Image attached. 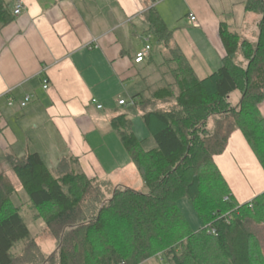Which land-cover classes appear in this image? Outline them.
Masks as SVG:
<instances>
[{
  "label": "trees",
  "instance_id": "1",
  "mask_svg": "<svg viewBox=\"0 0 264 264\" xmlns=\"http://www.w3.org/2000/svg\"><path fill=\"white\" fill-rule=\"evenodd\" d=\"M246 9L261 15L256 42L221 25L227 54L204 78L173 44L174 31L157 8L142 14L145 35H155L169 53L158 66L160 84L132 97L156 146L144 148L126 112L113 116L111 126L146 192L118 185L107 198L104 187L111 182L76 169V157L50 168L33 147L22 156L6 154V168L45 220L43 234L58 243L59 264H143L159 254L171 264H264V191L237 202L215 162L239 129L264 168V0H248ZM14 18L0 0V23ZM16 194L1 167L0 264H30L32 252L44 258L42 264H58L55 255L45 257L14 204ZM184 198L201 220L198 230L179 206Z\"/></svg>",
  "mask_w": 264,
  "mask_h": 264
},
{
  "label": "crops",
  "instance_id": "2",
  "mask_svg": "<svg viewBox=\"0 0 264 264\" xmlns=\"http://www.w3.org/2000/svg\"><path fill=\"white\" fill-rule=\"evenodd\" d=\"M247 1L6 0L12 11L19 2L23 9L11 23H0V168L7 153L22 156L33 147L46 163L47 155L56 157L50 168L73 156L78 159L75 168L88 177L121 184L119 175L133 163L111 126L113 116L108 122L101 114L109 93L123 90L126 81H144L145 89L136 95L148 93V85L155 89L160 79L158 66L164 58L156 62L151 39L164 44L155 35L150 58L135 62L148 27L142 14L157 8L174 31L173 44L204 78L227 54L221 25L247 38L250 32L258 37L260 18L247 11ZM44 77L50 80L49 89L43 87ZM27 95L31 100L22 107ZM120 99L118 106L128 104L120 105ZM260 110L264 115V102ZM62 152L67 153L60 156ZM215 162L237 202L251 201L264 191V168L241 130L231 134Z\"/></svg>",
  "mask_w": 264,
  "mask_h": 264
},
{
  "label": "rangeland",
  "instance_id": "3",
  "mask_svg": "<svg viewBox=\"0 0 264 264\" xmlns=\"http://www.w3.org/2000/svg\"><path fill=\"white\" fill-rule=\"evenodd\" d=\"M182 12L181 17L185 18V12L183 9H181ZM254 15H257L258 19L261 17L260 14L254 13ZM143 25V23H142ZM182 35V33H181ZM242 35V34H241ZM244 36V35H243ZM253 42H256V38L252 35L250 32L247 35ZM152 43L154 45V55L156 58V62L159 63L160 61L163 60V58L167 57L169 55L168 50L164 45H159L157 41H155L154 38L151 39ZM154 67V66H153ZM152 67V68H153ZM151 70V69H149ZM150 73V72H149ZM200 73V72H199ZM156 76L155 71L152 72L151 79L154 80ZM160 83L154 84V85H159ZM146 85L144 81L139 78L137 79H132L126 81L125 87L123 90H116V92H111L109 93L105 104V111L101 114V116H106L108 117L107 121H110V118L114 116L116 113L119 111L121 112H126L128 113L129 117L131 118L133 122V129L136 133V135L143 140V146L145 149L150 150L156 146V142L154 138L150 135L147 127L144 124V121L141 116V111L139 107L133 103L132 97L135 93L142 91L145 89ZM124 98L125 100L128 101V104L124 107L118 106V99L119 98ZM239 97V93H234L233 94V100L236 101V99ZM118 110V112H117ZM110 128V127H109ZM67 152H62L59 153L61 156L62 154L66 155ZM56 158V157H55ZM53 158V156L47 155L46 161L47 165L49 167H54L55 163L57 162V159ZM2 170H4L10 177L11 181L14 183V185L17 188V194L14 196V204L16 206L20 207V212L24 216L30 231L34 237H37V243H39L41 250L43 253H45V257L50 256L51 254L54 256L55 255V261L58 263V258H59V246L57 241L48 235L43 234L45 228H46V223L45 220L42 217H39L40 210L36 207H34L31 202L29 201V198L24 191L23 186L19 182L18 178L16 175L6 168V164L3 161L1 164ZM123 174L119 175L121 178V184H109L104 187V191L106 193V197H110L113 194V191L117 189L116 186H128L132 187L136 190H139L141 192H146L147 187L145 186L142 178L140 177L136 167L132 164L129 168L124 169L122 171ZM248 202V201H247ZM251 205V204H250ZM181 210L186 214L187 218L191 222V227L193 230H198L200 226H202L201 220L196 214L194 208L192 207V204L188 198H184L181 200L179 204ZM262 239H260V248L262 249L263 255H264V232L262 234ZM34 251V249H33ZM32 252V251H31ZM32 255H28L29 257L27 258L30 264H42V260H44L43 257H36V253L32 252ZM40 260V261H39ZM22 261H17L16 264H25L26 262ZM59 264V263H58ZM143 264H171L167 257L163 254L158 255L156 257L150 258L149 260L145 261Z\"/></svg>",
  "mask_w": 264,
  "mask_h": 264
},
{
  "label": "built area",
  "instance_id": "4",
  "mask_svg": "<svg viewBox=\"0 0 264 264\" xmlns=\"http://www.w3.org/2000/svg\"><path fill=\"white\" fill-rule=\"evenodd\" d=\"M22 9H23V4L22 3H17L15 9H14V14L15 15H19L21 12H22ZM190 20L192 22H195L196 21V16L191 14L190 15ZM151 35L150 34H147L145 35L144 37V40H145V43H144V47L136 54L135 56V62L136 63H141V62H144L146 59L149 58L150 54H151V50H152V43H151ZM43 87L45 89H49L50 87V80L48 77H44L43 78ZM31 100V95H27L24 99V101H22L21 103V106L22 107H25L27 105V103ZM13 101L10 100L9 104H12ZM92 103L93 104H96V107L98 109H102L103 108V105L101 103H98V100L96 98H93L92 99ZM119 104L120 105H124L126 104V100L125 99H120L119 100ZM253 205L251 204L250 207H252ZM215 232V231H214Z\"/></svg>",
  "mask_w": 264,
  "mask_h": 264
}]
</instances>
